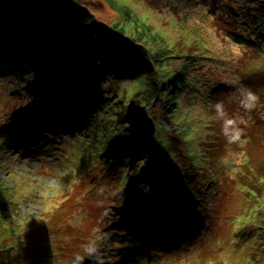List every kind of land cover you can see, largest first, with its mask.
I'll use <instances>...</instances> for the list:
<instances>
[{
  "label": "rangeland",
  "instance_id": "obj_1",
  "mask_svg": "<svg viewBox=\"0 0 264 264\" xmlns=\"http://www.w3.org/2000/svg\"><path fill=\"white\" fill-rule=\"evenodd\" d=\"M232 2L0 0V264H264V24L232 20ZM129 41L161 52L150 84L174 109L146 100ZM131 99L156 134L184 123L191 158L174 159L198 203L180 239L142 238L153 202L114 154L136 149L120 138Z\"/></svg>",
  "mask_w": 264,
  "mask_h": 264
},
{
  "label": "trees",
  "instance_id": "obj_2",
  "mask_svg": "<svg viewBox=\"0 0 264 264\" xmlns=\"http://www.w3.org/2000/svg\"><path fill=\"white\" fill-rule=\"evenodd\" d=\"M239 1L240 0H233V2L230 3L231 6L229 12L231 13L232 20L247 23L249 19L250 24L257 26L264 24V0H260L258 2L256 0H242L244 1V4L241 7H236L235 4ZM254 35L256 37H264V33L262 32L255 33ZM129 44L132 45V48L134 47L133 49L137 54L135 58V53L131 54V56H133L134 62L130 63L129 69L132 67L135 72H137L139 68L142 69L144 81L147 86H150L147 88V95H150L148 97L145 96L146 100L154 99L156 105L157 103H161L162 99L164 100V98H166L164 104L174 109L175 104L180 102L183 97L181 95L171 93H167L165 96L162 95L161 97L159 94L157 95V90L159 89L156 88L155 90V88L150 84L151 81L154 83V80L157 78L155 74L156 72L158 73L159 68L162 66V63L159 61H161L163 58L158 57L160 56L161 52L159 50L154 51V46H142V44H140L141 47L139 49V44L136 45L131 41H129ZM258 48L261 49V47ZM149 51L151 53H149ZM262 53L264 54V49ZM81 55L84 60V53ZM156 60H158V62ZM170 94L171 97L169 96ZM121 113L124 115V118L127 119V123L125 124L126 129L120 135V138L121 140H126L128 136L134 137L136 141L133 140L132 142H134L136 149L134 150L133 157H128L122 150V141H120L115 144L116 146H114V154L116 152H121L123 154V158L126 162L124 167H126L128 170L127 181H129L130 178H134L136 180V183L134 182L135 180L133 181V190L130 194L137 192V201L147 199L153 202L151 203L152 207L148 206L150 205V202L139 203L138 208H143L148 213V217L146 219L147 223L141 224L140 232H142V238H148L150 236L154 237L156 235L159 242H165L166 239L169 238H182L184 234L177 233V231L181 232L189 229L190 232H187V235L188 233H194L192 230L195 229L196 222L193 221V216L195 215L196 211L195 205L198 202L195 200L192 193H190L187 197V190L189 189L190 192L189 185L191 179L181 173V170L179 169L180 167H178L180 161L177 162L174 159V156L178 157L180 155V148L182 149L185 157L191 158V154L187 148L188 143L184 133L185 130L183 129L184 123L181 126H171L172 129H168L166 127L165 133H161L157 128V132L160 134L155 133V136H146L139 131L137 126L131 123L123 111ZM173 113L174 115L176 114V112ZM23 121L26 122L25 119ZM205 127H207V125H205ZM125 134H128V136H125ZM137 136L141 138L140 141H137ZM178 139L180 140V145ZM129 140L131 141L132 139ZM142 141L145 142V145L142 143ZM203 141L204 140H202L200 144ZM111 148L112 147H110V149ZM184 162L187 164V161ZM213 171L214 170L212 169V173ZM190 176L196 180V173ZM166 179H170V181H167ZM144 186L146 188L141 189V187ZM128 195L129 194L125 191L126 199ZM160 197L163 198L161 201H159ZM126 204V207L129 209L132 207L136 208V205L134 204ZM183 212L187 213L186 220L188 222V219H190L189 221L191 223H183L182 221L178 220L179 217L182 218L184 216ZM195 218L198 219L197 216ZM127 223L132 225V223L129 221H127ZM170 223H173V231L169 233L170 235L162 236L163 231H166ZM162 226H164V230L161 228ZM190 226H194V228H191ZM10 262H12V260Z\"/></svg>",
  "mask_w": 264,
  "mask_h": 264
},
{
  "label": "water",
  "instance_id": "obj_3",
  "mask_svg": "<svg viewBox=\"0 0 264 264\" xmlns=\"http://www.w3.org/2000/svg\"><path fill=\"white\" fill-rule=\"evenodd\" d=\"M126 115L131 123L139 128V131L146 136H151L156 131V123L151 115H149L146 107L135 103L132 99L127 105Z\"/></svg>",
  "mask_w": 264,
  "mask_h": 264
},
{
  "label": "clouds",
  "instance_id": "obj_4",
  "mask_svg": "<svg viewBox=\"0 0 264 264\" xmlns=\"http://www.w3.org/2000/svg\"><path fill=\"white\" fill-rule=\"evenodd\" d=\"M248 99L249 100H255V97H254V95L251 92L248 93ZM241 103L245 107H249L250 106L248 104H245L243 100L241 101ZM216 110H217V113L221 117H224L225 114H224V112H223V110H222V108H221V106L219 104L216 105ZM234 124H235L234 120H232V119H224V131H225L226 135H229L230 129L232 128V126ZM239 135H240L239 131H237L235 135H229L230 142H234V141L238 140L239 139Z\"/></svg>",
  "mask_w": 264,
  "mask_h": 264
}]
</instances>
